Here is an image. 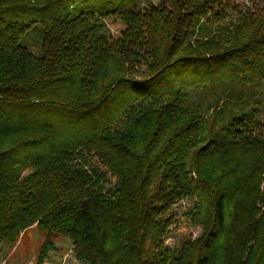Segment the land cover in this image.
<instances>
[{
  "label": "trees",
  "instance_id": "1",
  "mask_svg": "<svg viewBox=\"0 0 264 264\" xmlns=\"http://www.w3.org/2000/svg\"><path fill=\"white\" fill-rule=\"evenodd\" d=\"M33 226L34 264H264V0H0V244Z\"/></svg>",
  "mask_w": 264,
  "mask_h": 264
},
{
  "label": "rangeland",
  "instance_id": "2",
  "mask_svg": "<svg viewBox=\"0 0 264 264\" xmlns=\"http://www.w3.org/2000/svg\"><path fill=\"white\" fill-rule=\"evenodd\" d=\"M247 3V0H241ZM27 40V39H26ZM25 40V41H26ZM31 41L28 39L26 44ZM31 48L36 50V46L31 42ZM194 230V229H193ZM192 230V231H193ZM198 234L195 230L194 236ZM184 237L182 233H174L170 236L166 244L173 246L179 243ZM45 238L44 232L37 226L30 227L20 237L16 244L1 243L0 244V264H34L36 263L38 253L40 252V246ZM55 244L58 248V252L53 254L60 264H84L75 258L72 251V242L65 236H60L55 239ZM52 252H50L51 254ZM78 260V261H77Z\"/></svg>",
  "mask_w": 264,
  "mask_h": 264
},
{
  "label": "crops",
  "instance_id": "3",
  "mask_svg": "<svg viewBox=\"0 0 264 264\" xmlns=\"http://www.w3.org/2000/svg\"><path fill=\"white\" fill-rule=\"evenodd\" d=\"M56 247H57V246H56ZM58 251H59L58 248H56L55 250L50 251V252H52V253L50 254V252H49L47 259H46L45 262L42 263V264H60V260L58 261V260L55 258L56 256H53V254L57 253ZM77 261H78V260H77Z\"/></svg>",
  "mask_w": 264,
  "mask_h": 264
}]
</instances>
